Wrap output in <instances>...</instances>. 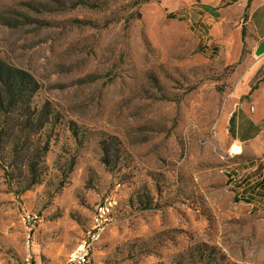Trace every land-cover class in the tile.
<instances>
[{"label":"rangeland","instance_id":"rangeland-1","mask_svg":"<svg viewBox=\"0 0 264 264\" xmlns=\"http://www.w3.org/2000/svg\"><path fill=\"white\" fill-rule=\"evenodd\" d=\"M82 2L0 0V58L37 81L32 110L49 101L61 115L36 183L40 132L3 131L0 264H21L25 210L41 217L38 260L68 264L108 196L97 263L264 264L255 0ZM103 134L121 143L114 171Z\"/></svg>","mask_w":264,"mask_h":264},{"label":"trees","instance_id":"trees-1","mask_svg":"<svg viewBox=\"0 0 264 264\" xmlns=\"http://www.w3.org/2000/svg\"><path fill=\"white\" fill-rule=\"evenodd\" d=\"M76 1L82 2V0ZM145 1L147 0H137L136 3L141 4ZM251 2L252 0H248L247 7L250 6ZM206 8L208 10L211 9L209 6H206ZM245 34L246 29L242 27V36L244 37ZM256 87L257 85L252 86L250 91H253ZM37 88L38 83L33 75L21 68L8 64L4 59L0 58V142L2 143L5 138L3 131L9 126L13 131L17 128L18 131L26 135L33 129L40 132V137L36 141L35 146L42 147L41 149H33V155L30 157V163L28 164L32 174L31 183L38 181V164L49 149L52 133L61 122L60 113L51 107L49 101L39 108L34 107L32 110L30 96ZM70 129L77 138L79 130L74 122L70 123ZM99 145L103 152V162L110 171H114L118 167L117 161H119V154L121 153L120 140L115 135L103 134L99 140ZM36 153H39V155L37 156ZM263 181L264 177L262 178ZM30 186L31 184L27 188ZM142 205L145 208L151 207L147 202L142 203Z\"/></svg>","mask_w":264,"mask_h":264},{"label":"built area","instance_id":"built-area-1","mask_svg":"<svg viewBox=\"0 0 264 264\" xmlns=\"http://www.w3.org/2000/svg\"><path fill=\"white\" fill-rule=\"evenodd\" d=\"M116 205L117 200L112 196H108L95 206L90 228L67 254L68 264H100L94 259V250L105 229L112 221ZM21 221L25 226L26 247L22 255V264H45L38 260L35 252L37 245L36 228L41 221V217L33 211L25 210L21 214Z\"/></svg>","mask_w":264,"mask_h":264},{"label":"crops","instance_id":"crops-1","mask_svg":"<svg viewBox=\"0 0 264 264\" xmlns=\"http://www.w3.org/2000/svg\"><path fill=\"white\" fill-rule=\"evenodd\" d=\"M251 18H254L257 25L260 28V35H258V44L256 48L257 50L260 44L264 41V0H255L254 3V11L252 13ZM258 55V54H257ZM262 58L259 61H264V53L260 54ZM255 98L258 100L257 108L258 112H263L262 116L264 115V81L260 82L259 85L253 90Z\"/></svg>","mask_w":264,"mask_h":264},{"label":"water","instance_id":"water-1","mask_svg":"<svg viewBox=\"0 0 264 264\" xmlns=\"http://www.w3.org/2000/svg\"><path fill=\"white\" fill-rule=\"evenodd\" d=\"M264 53V41L260 44L258 50H257V54L260 55Z\"/></svg>","mask_w":264,"mask_h":264}]
</instances>
